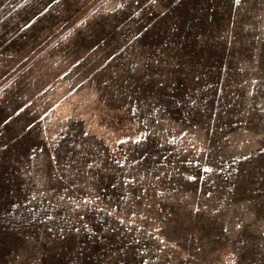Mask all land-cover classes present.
Listing matches in <instances>:
<instances>
[{
	"label": "rangeland",
	"instance_id": "1",
	"mask_svg": "<svg viewBox=\"0 0 264 264\" xmlns=\"http://www.w3.org/2000/svg\"><path fill=\"white\" fill-rule=\"evenodd\" d=\"M0 264H264V0H0Z\"/></svg>",
	"mask_w": 264,
	"mask_h": 264
}]
</instances>
